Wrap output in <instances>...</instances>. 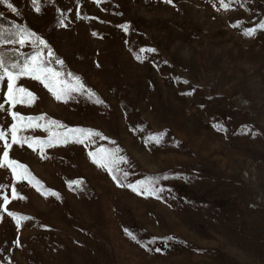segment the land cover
I'll return each mask as SVG.
<instances>
[{"label": "rangeland", "instance_id": "obj_1", "mask_svg": "<svg viewBox=\"0 0 264 264\" xmlns=\"http://www.w3.org/2000/svg\"><path fill=\"white\" fill-rule=\"evenodd\" d=\"M9 2L19 14L3 3L0 14L30 22L37 35L53 22L66 65L104 103L75 93L65 103L39 81L17 82L37 100L14 111L101 136L43 156L13 145L10 158L58 196L0 169V205L8 195V211L32 218L18 231L0 206V264H264V30L244 35L264 23V0L228 10L220 0H40V12L31 0ZM5 91L6 82L0 98ZM11 123L0 111V128ZM157 134L159 143L147 142ZM100 148L120 150L126 162L115 174L125 186L89 156ZM160 177L159 198L127 187ZM13 184L25 199H11Z\"/></svg>", "mask_w": 264, "mask_h": 264}, {"label": "snow or ice", "instance_id": "obj_2", "mask_svg": "<svg viewBox=\"0 0 264 264\" xmlns=\"http://www.w3.org/2000/svg\"><path fill=\"white\" fill-rule=\"evenodd\" d=\"M35 6L36 12L41 11L40 0H31ZM99 3L100 0H95ZM167 4H173V0H164ZM10 9L13 13H18V10L9 0H0ZM233 3H240V0H220V6L225 10H228ZM174 6V5H173ZM78 18L80 17L77 12ZM61 26H66L64 23L63 14L59 21ZM238 27L239 25H233ZM122 29L127 32L128 25H122ZM264 30V23L258 24L256 27L248 28L245 30L244 35L254 36L257 30ZM93 35H96L93 33ZM0 44H12L19 45L23 48L26 44H31L34 52L31 55H26L23 52H19L17 49H12L11 52L0 51V84L6 82V91L3 93L2 102H0V111H7L11 117L12 123L10 127L5 130L0 128V141L3 142L4 148L2 155H0V169L7 168L11 171L12 176L16 182L27 181L30 185L35 187L37 191H41L42 195H55V192L42 191V184L37 180L28 167L24 164L19 163L17 160L10 158V150L13 145L24 146L27 144L33 151L39 149L43 156L46 148L53 147L59 144H67L69 142H75L84 144L86 141H91L94 136H101L99 132H95L91 129L83 128H67L60 122L52 119H48L46 115L41 114L40 116H24L21 113L14 111L17 105L31 106L36 100V95L23 86H18V81L21 77H29L33 80L39 81L55 98L57 101L67 103L69 99H73V94L86 95L90 100H93L97 104H103L104 101L99 99L96 94L88 89L82 82L78 75L68 72L65 76L64 73L57 71L53 67L49 66L53 59L56 64L63 65V60L55 58V54L49 47L47 42L38 36L36 33L30 31L27 27L19 24H14L13 29H5L0 27ZM44 49H47L45 54ZM155 52V49H140V53ZM16 56L18 59L11 60L9 57ZM136 58L141 60V55H137ZM67 77V78H66ZM185 83H187L185 81ZM191 94V93H186ZM7 105V108H6ZM218 130H222V125H217ZM27 129H43L48 133L47 139H40L34 137H28L21 135L24 130ZM163 137V134H157L149 136L147 142L159 143ZM104 138V137H101ZM119 149L109 150L106 148H100L98 151L89 152V156L98 166L105 168L111 175L112 179L115 180L118 186H125L121 183L115 171L118 163L126 162L124 157L119 156ZM126 178L127 172L123 173ZM166 177L152 178L145 181H139L135 184H128L133 192L138 195L145 196H157L163 189L158 187V180ZM76 187H80L82 181H73ZM71 186V185H70ZM7 187L6 185L0 184V189ZM11 199H25V197L19 195L15 185L11 186ZM10 203L8 195L2 196V208L9 217L16 223L17 230L22 227V222L32 219L28 216H23L12 211H8L7 206ZM127 235L133 240H136V236L131 232ZM169 240L172 237L168 238ZM13 243L20 247V240L17 238ZM160 251L159 248L155 249Z\"/></svg>", "mask_w": 264, "mask_h": 264}, {"label": "trees", "instance_id": "obj_3", "mask_svg": "<svg viewBox=\"0 0 264 264\" xmlns=\"http://www.w3.org/2000/svg\"><path fill=\"white\" fill-rule=\"evenodd\" d=\"M51 11L53 12V14L58 13L57 11H55L54 8ZM14 24H19L21 26L27 27L31 31H33L36 28L30 22H27L25 20L24 21H21L19 18L18 19L16 18V20L15 19H12V18H6V17H4V16H2L0 14V27L5 28V29H13V25ZM53 28H55V25L53 24V22H51V24H49V26H47L46 28H44L45 30L43 29L44 30L43 32L42 31L39 32L38 35L42 39H44V37H46V36H49L50 39L49 38H46L44 40H46V42L49 45V47L54 51L55 58H58L60 60H63L64 63H63V65L56 64L55 63V60L53 59L52 63L49 66H54V67H56L58 69H61L65 75L68 72H71V73H73L75 75L80 76V74H78L74 69H72V67L70 68L69 65H66V61L63 59V57L59 53L58 47H56L55 43L52 42V37H51L52 34H51V32H52V29ZM12 46H13L12 44H0V51L11 52V50L14 49ZM45 51H47V49ZM33 52H34V49L33 50L25 51L23 53H25L26 55H31ZM9 58L11 60L18 59V57H16V56H11ZM81 80H82V78H81ZM96 96H98V95H96ZM36 114H38L37 116H39L40 113H36ZM36 138L44 139V138L38 137V136Z\"/></svg>", "mask_w": 264, "mask_h": 264}]
</instances>
